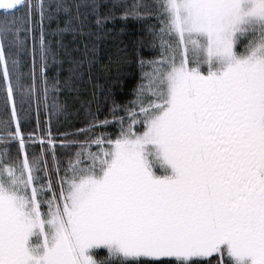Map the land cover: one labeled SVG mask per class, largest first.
I'll use <instances>...</instances> for the list:
<instances>
[{"label":"snow or ice","instance_id":"1","mask_svg":"<svg viewBox=\"0 0 264 264\" xmlns=\"http://www.w3.org/2000/svg\"><path fill=\"white\" fill-rule=\"evenodd\" d=\"M0 10V264H264V0ZM117 12L146 26L118 57L139 72L131 98L97 105L62 153L50 132L30 151L20 113L64 112Z\"/></svg>","mask_w":264,"mask_h":264},{"label":"trees","instance_id":"2","mask_svg":"<svg viewBox=\"0 0 264 264\" xmlns=\"http://www.w3.org/2000/svg\"><path fill=\"white\" fill-rule=\"evenodd\" d=\"M104 3H112L115 0H102ZM121 2L131 5L135 0H121ZM122 12L116 13V18L108 24V32L102 40L98 42L97 55L100 58V64L93 69L92 80L87 77L82 82L77 83L72 89H62L58 94V102L64 106V112L53 115L43 106L37 108L36 103L32 104L30 110L21 112L23 132L25 137L32 136L37 140L35 144H29V150L39 153L40 145L38 140L47 138L49 132L52 138L57 142V151L62 153L63 149L59 148V142L63 138L64 133H75L78 129L84 128L89 120V112H96L99 105L97 115L103 119L108 116L112 107L113 101L118 104H125L131 98L132 90L134 89L139 77L138 69L132 63H121L118 57L123 52L131 53L133 48L137 47V42L141 39L144 28L142 22L128 18L122 19ZM56 27L55 23L51 26ZM71 36H68L65 43L71 41ZM75 44H70L74 47ZM82 48V45H80ZM145 54L147 50H141ZM28 59L29 66L31 65L30 58ZM58 59L63 60V57ZM63 67L66 69L67 64ZM50 75L55 74V69L50 70ZM62 76H67V71L61 73ZM99 85V87H94ZM95 93V98L93 96ZM49 106L52 100L48 101ZM27 109V105H25ZM11 115V109L8 110V116ZM5 117L3 110V101L0 99V119Z\"/></svg>","mask_w":264,"mask_h":264},{"label":"water","instance_id":"3","mask_svg":"<svg viewBox=\"0 0 264 264\" xmlns=\"http://www.w3.org/2000/svg\"><path fill=\"white\" fill-rule=\"evenodd\" d=\"M0 11H2V10H0Z\"/></svg>","mask_w":264,"mask_h":264},{"label":"rangeland","instance_id":"4","mask_svg":"<svg viewBox=\"0 0 264 264\" xmlns=\"http://www.w3.org/2000/svg\"><path fill=\"white\" fill-rule=\"evenodd\" d=\"M39 141V140H38Z\"/></svg>","mask_w":264,"mask_h":264}]
</instances>
